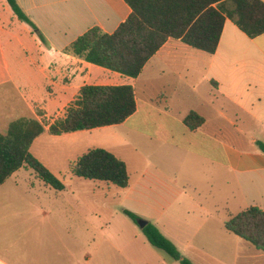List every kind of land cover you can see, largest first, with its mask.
<instances>
[{"label": "crops", "instance_id": "1", "mask_svg": "<svg viewBox=\"0 0 264 264\" xmlns=\"http://www.w3.org/2000/svg\"><path fill=\"white\" fill-rule=\"evenodd\" d=\"M17 2L37 30L0 0V133L21 118L41 123L29 151L65 182L55 190L21 167L0 184V264H179L125 210L193 264H264L262 252L224 229L247 208L264 211L256 146L264 143V33L250 38L225 19L214 53L168 39L130 78L64 52L92 27L112 33L131 12L124 0ZM84 85L134 90L131 116L91 129L92 148L123 161L129 181L88 180L91 197L66 198L79 178L70 163L85 153L78 134L89 130L51 135L48 127ZM190 112L203 120L195 129L183 122Z\"/></svg>", "mask_w": 264, "mask_h": 264}, {"label": "trees", "instance_id": "2", "mask_svg": "<svg viewBox=\"0 0 264 264\" xmlns=\"http://www.w3.org/2000/svg\"><path fill=\"white\" fill-rule=\"evenodd\" d=\"M18 20L34 30V23L25 15L17 0H6ZM129 16L112 33L92 27L72 41L64 52L83 61L136 78L148 60L168 39L203 52H215L225 19L232 21L248 37L264 33V4L260 0H124ZM43 39L42 36H40ZM136 111L134 90L130 85H84L79 97L67 109L63 119L48 127L51 135H61L124 122ZM189 129L203 120L190 112L183 120ZM44 131L34 119H17L0 133V184L21 167L55 190L64 184L29 151L33 140ZM256 146L264 153V143ZM74 176L102 181L124 188L128 174L123 161L103 148H90L70 163ZM135 223L139 219L123 211ZM224 229L264 254V211L247 208L224 223ZM148 243L160 249L179 264H193L182 256L175 245L151 223L141 229Z\"/></svg>", "mask_w": 264, "mask_h": 264}, {"label": "rangeland", "instance_id": "3", "mask_svg": "<svg viewBox=\"0 0 264 264\" xmlns=\"http://www.w3.org/2000/svg\"><path fill=\"white\" fill-rule=\"evenodd\" d=\"M128 79V78H127ZM97 133L93 132L92 130L89 131H85L82 134H78V137L80 139H83V141H85L84 145H82V151L81 152H86L88 149L95 147L96 145H94V143H92L94 141V136H96ZM88 144V145H87ZM89 146V147H87ZM85 148V149H84ZM66 181H68V178L65 179ZM78 181V182H77ZM65 181H63L64 183ZM72 182H74L77 185H73L72 187H74L73 191L72 190H68L65 192L64 197H91V190H89L91 187L90 186H86L84 183H87L88 180H85L83 178H73ZM82 182V183H79ZM82 184V185H81ZM72 185V184H70ZM51 189V188H50ZM51 191V190H50ZM74 192V195H72L71 193ZM73 198V197H72Z\"/></svg>", "mask_w": 264, "mask_h": 264}, {"label": "water", "instance_id": "4", "mask_svg": "<svg viewBox=\"0 0 264 264\" xmlns=\"http://www.w3.org/2000/svg\"><path fill=\"white\" fill-rule=\"evenodd\" d=\"M137 224L140 227V229H142L147 224V222L144 220L138 219Z\"/></svg>", "mask_w": 264, "mask_h": 264}]
</instances>
